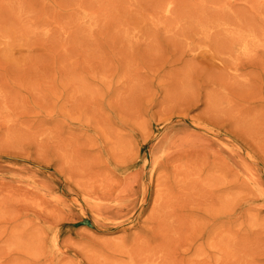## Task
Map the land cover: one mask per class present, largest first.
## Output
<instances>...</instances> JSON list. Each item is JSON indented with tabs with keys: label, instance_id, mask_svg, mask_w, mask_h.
<instances>
[{
	"label": "rangeland",
	"instance_id": "obj_1",
	"mask_svg": "<svg viewBox=\"0 0 264 264\" xmlns=\"http://www.w3.org/2000/svg\"><path fill=\"white\" fill-rule=\"evenodd\" d=\"M0 264H264V0H0Z\"/></svg>",
	"mask_w": 264,
	"mask_h": 264
}]
</instances>
